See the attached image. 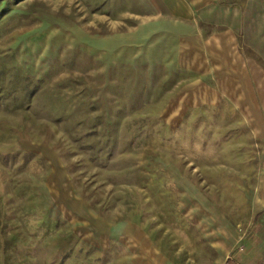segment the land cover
Returning a JSON list of instances; mask_svg holds the SVG:
<instances>
[{
    "label": "rangeland",
    "instance_id": "rangeland-1",
    "mask_svg": "<svg viewBox=\"0 0 264 264\" xmlns=\"http://www.w3.org/2000/svg\"><path fill=\"white\" fill-rule=\"evenodd\" d=\"M197 10L0 0V264H212L202 221L247 219L264 0Z\"/></svg>",
    "mask_w": 264,
    "mask_h": 264
},
{
    "label": "crops",
    "instance_id": "crops-1",
    "mask_svg": "<svg viewBox=\"0 0 264 264\" xmlns=\"http://www.w3.org/2000/svg\"><path fill=\"white\" fill-rule=\"evenodd\" d=\"M178 2L196 5V17H208L211 11H206L211 0ZM189 12L192 13L190 10ZM230 13L239 15V10L230 9ZM249 204V215L244 221L230 222L221 217L202 221L206 226L204 237L210 240L215 253L210 255L214 259L212 264H264V167L261 168L257 184L252 188Z\"/></svg>",
    "mask_w": 264,
    "mask_h": 264
}]
</instances>
